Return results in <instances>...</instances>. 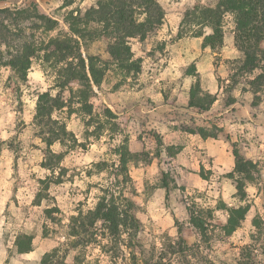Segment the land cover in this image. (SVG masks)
I'll return each mask as SVG.
<instances>
[{"label": "rangeland", "instance_id": "1", "mask_svg": "<svg viewBox=\"0 0 264 264\" xmlns=\"http://www.w3.org/2000/svg\"><path fill=\"white\" fill-rule=\"evenodd\" d=\"M171 1L181 13L176 35L172 31L177 24L172 27L163 21L143 40L129 39L133 60L142 59L139 70L126 68L132 60L122 65L114 60L108 50L115 39L104 35L82 49L84 54L98 56L97 67L105 68L101 84L77 78L66 87L57 86L63 81L59 77L60 66L47 62L44 52L33 59L26 81H19L10 66L0 65V242H33L31 237L36 242H50L55 244L54 249H60L59 255L67 264H264V53L257 68H245V55L237 46L235 16L228 13L221 25L223 39L214 42V48L207 46L212 49L210 70L201 75L194 60L190 61L186 72L193 76L191 90L195 89L199 99L207 94L201 100L205 104H210L214 96L220 99L216 106L223 111L225 104L230 105L250 91L249 99L244 98L252 102L246 115L253 122L246 130L257 136L259 144L254 153L256 166L231 172L230 181L226 174L208 183L191 177L182 180L168 158L175 150L168 148L166 155L159 153L161 137L155 124L158 117L141 106V100L149 98L144 91L146 85L153 84L158 77L169 80L171 74L165 70H143V66L144 62L149 64L146 61L149 57L148 62L160 65L170 59L181 61L180 55L164 51L177 36L213 32L208 25L189 23L187 12L200 5L216 6L219 0ZM99 2L74 0L65 6V0H2L0 7L37 4L58 21L51 32L34 31L37 36L48 38L70 32V12L84 13ZM259 74L261 78L255 80ZM47 91L53 96L62 94L63 108L53 112L58 124L43 127L35 116L39 96ZM87 102L93 104L92 111ZM214 121H219V115ZM51 130L59 131L61 139L49 146L47 131ZM123 145L130 151L140 150L133 152L129 162L132 174L135 166H146L158 159L145 185L147 191L153 192L157 185L163 184L164 173L167 174L171 192L164 205L156 202L149 210L151 207L143 204L144 184L122 171L119 151ZM239 145V140L233 142L244 163L247 157L240 152ZM107 192L118 197L124 212L131 210L139 217V232L130 236L132 231L123 226L120 234H112L101 221L94 225L90 218H85L84 232L75 235L71 230L75 218L94 209ZM240 206H249L250 213L230 231V213H236ZM47 208L51 218L47 216ZM167 209L179 216L174 226L164 227L162 221L150 216L154 210L161 214ZM191 213L205 223L203 230L194 226ZM186 214L189 217L185 218Z\"/></svg>", "mask_w": 264, "mask_h": 264}, {"label": "trees", "instance_id": "2", "mask_svg": "<svg viewBox=\"0 0 264 264\" xmlns=\"http://www.w3.org/2000/svg\"><path fill=\"white\" fill-rule=\"evenodd\" d=\"M73 2L74 0H65V6ZM138 9L141 12H138ZM136 13L140 16L144 15L143 18L136 17ZM228 13L235 16L236 33L239 38L237 46L245 55V68H257V64L264 53L262 47L264 44V0H219L216 6H196L187 12V18L189 23L195 22L212 28L213 32L210 34L201 31L195 35L196 37H204V47L211 46L214 48L216 41L223 39L221 25ZM164 17L165 10L158 0H101L97 6L84 13L81 11L69 13L70 32L43 38L37 36L34 31L41 29L46 33L51 32L56 29L57 20L41 11L35 3L14 7L3 6L0 7V65L10 66L19 81H26L33 59L39 53L44 52V58L47 62L51 61L60 66L58 72L63 81L57 86L66 87L77 78L89 84H101L105 76V68L101 70L97 67L98 56L84 54L82 49L99 36L113 37L115 41L110 44L108 50L110 55L114 60L120 61L121 65L124 61L132 60L130 65H126L125 62L126 68L135 67L138 69L140 68L138 63H141L142 59L133 60L134 54L129 39L140 38L143 40L149 31L163 24ZM95 24H101L102 28L95 27ZM28 29L33 30L27 32ZM62 63H66V65L63 67L61 66ZM261 75L256 76L255 80L261 78ZM89 96L88 93L85 96L86 99ZM207 96L206 94L199 99L195 89L191 90L190 105L200 110L209 109L216 97L213 96L210 99V104H205L201 100ZM79 102L82 103L81 100ZM87 105L89 111H92L93 104L87 102ZM61 108H63L61 93L53 96L49 91L43 92L38 99L35 116L37 123L43 127L49 124H58V120L53 119V112ZM190 131L195 132L191 129ZM198 131L207 135L206 130L202 127L198 128ZM47 133H49L47 139L49 146L61 139V134L57 130L47 131ZM119 155L122 171L132 178L129 162L133 158V152L126 145H123ZM235 155L236 167L234 172H242L249 165L256 166L252 160L245 159V162L242 163L241 156L236 150ZM166 175L164 173L165 178H163L162 183L169 190L170 183L166 180ZM248 210L249 206H240L236 213H230L228 221L231 226L230 231H234L240 225ZM50 212L47 208L46 213L49 218H51ZM85 218H90L94 225L101 221V225L111 231L112 234H120L123 226L132 231L131 234L129 233L130 236H134L135 231L139 232L140 230L139 217L131 210L124 212L120 208L118 197L112 192H107V196L100 198L94 209H90L85 215L80 214L79 217L75 218L76 222L71 226L75 235L84 232ZM191 221L195 227L200 230L204 229L205 223L194 213H191ZM82 227L83 229H81ZM16 243L19 251L31 249V241ZM59 253L60 249L57 248L47 252L43 255L41 264H67Z\"/></svg>", "mask_w": 264, "mask_h": 264}, {"label": "crops", "instance_id": "3", "mask_svg": "<svg viewBox=\"0 0 264 264\" xmlns=\"http://www.w3.org/2000/svg\"><path fill=\"white\" fill-rule=\"evenodd\" d=\"M158 1L166 9L165 23L171 24L172 27L175 23L177 24L175 30L172 31L176 35L180 27L181 13L175 10L173 5L175 2L171 0ZM176 3L180 4L179 2ZM203 41V37L177 36L171 45H166L165 53L174 56L180 55L182 60L179 62L170 59L167 63L160 65L154 61L148 62L151 57L146 59L149 64L144 62L143 70L151 69L158 72L165 70L171 74V77L169 80L158 77L155 78L153 84L146 85L144 91L149 98L141 100V106L148 113H151V116L158 117L155 124L161 137L160 143H158V146L161 147L159 153L166 155L168 148L175 150L168 158L171 161L170 164L176 168L177 176H180L184 181L186 177H191L194 180L208 183L221 174H226L227 180L231 178L229 174L236 167L233 142L239 140L240 152L247 159L256 163L257 156L254 153L257 147L256 144H259V142L257 136L254 137L252 132L246 130L248 125L253 122V119L246 115V111L252 107V102L244 98L249 99L250 91H245L244 93L248 94L247 96L237 98L230 105L225 104L223 111H220L221 106H216L220 99H216L207 110H200L190 105L193 76L186 72V68L190 61L194 60L197 72L201 75H205L203 74L205 70H210V59L212 58L210 52L212 49L204 47ZM179 75L181 79H176ZM154 102L155 105H153ZM126 112L128 111H123V113ZM217 115H219V121L215 122L214 119ZM214 125H216L215 131H212ZM196 126L204 128L209 133L207 135L201 134ZM189 128H193L191 130L195 132L190 131ZM243 140L246 141L245 144L242 142ZM131 151L137 153L140 150L131 149ZM155 160L158 159L155 158ZM155 160L146 166H135L134 173L130 172L133 178L136 177L138 183L144 184L143 204L147 203L151 207L149 210L157 204L156 202L164 205L166 199H168L167 196L171 192V189L168 190L163 184L157 185L153 192L147 191L145 182H147V179L149 181V175H151L149 172L155 168ZM158 176L159 174H157V180H160ZM136 197L138 195H135ZM250 210L249 208L246 217H248ZM157 211L154 210L150 214L153 219L162 221L164 227L175 225L176 219L179 217L176 211L167 209L161 214ZM144 215L143 218L147 221ZM186 217H189V214H186ZM54 247L55 244L36 242V238H34L31 249L22 252L18 250L16 242H0V264H40L43 255L52 251Z\"/></svg>", "mask_w": 264, "mask_h": 264}]
</instances>
